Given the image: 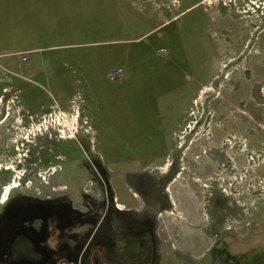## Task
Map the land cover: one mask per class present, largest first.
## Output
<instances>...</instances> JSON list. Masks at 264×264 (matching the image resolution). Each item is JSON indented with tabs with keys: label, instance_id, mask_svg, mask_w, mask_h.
I'll return each instance as SVG.
<instances>
[{
	"label": "rangeland",
	"instance_id": "374dc122",
	"mask_svg": "<svg viewBox=\"0 0 264 264\" xmlns=\"http://www.w3.org/2000/svg\"><path fill=\"white\" fill-rule=\"evenodd\" d=\"M111 196L153 263L264 264V0H0L1 231L98 264Z\"/></svg>",
	"mask_w": 264,
	"mask_h": 264
},
{
	"label": "flooded vegetation",
	"instance_id": "af4514ba",
	"mask_svg": "<svg viewBox=\"0 0 264 264\" xmlns=\"http://www.w3.org/2000/svg\"><path fill=\"white\" fill-rule=\"evenodd\" d=\"M111 199L103 216L93 221L89 246L95 255L108 264H153L155 250L150 231H142L135 223L120 212L118 205ZM58 208H37L7 232L0 228V264H47L52 254L44 248L49 219L52 215L61 218ZM82 221L73 219L72 227ZM44 244V245H42ZM73 248V246H72ZM57 254L67 262H79L77 251L62 244ZM95 254V255H94ZM80 263V262H79Z\"/></svg>",
	"mask_w": 264,
	"mask_h": 264
},
{
	"label": "crops",
	"instance_id": "0c3cea01",
	"mask_svg": "<svg viewBox=\"0 0 264 264\" xmlns=\"http://www.w3.org/2000/svg\"><path fill=\"white\" fill-rule=\"evenodd\" d=\"M54 217L57 218V215H56V216H55V215L50 216L49 219H47V222H48V223L52 222V219H53ZM70 228H72V227H70ZM47 235L50 236V242H48V243H49V246H44V248H45L48 252H50V253L52 254V260H51L49 263H47V264H76V262H72V263H70V262H68V261L66 262V261L64 260V257H63V256L57 254V251H58V248H59L58 245L60 246V244L62 243V241H61V239L59 238L58 234H55L54 231H53V233L51 234L50 231H49V229H48V227H47ZM57 247H58V248H57ZM91 259H92V260H97L98 264H106L105 262L101 261V260H100L98 257H96V256L92 257ZM156 262H157V261H156ZM156 262L153 263V264H156Z\"/></svg>",
	"mask_w": 264,
	"mask_h": 264
},
{
	"label": "bare ground",
	"instance_id": "6f19581e",
	"mask_svg": "<svg viewBox=\"0 0 264 264\" xmlns=\"http://www.w3.org/2000/svg\"><path fill=\"white\" fill-rule=\"evenodd\" d=\"M14 184L15 182L12 181L11 185L9 187L6 188V192H8L9 189H11V187H14ZM119 209H121L119 206H118Z\"/></svg>",
	"mask_w": 264,
	"mask_h": 264
},
{
	"label": "built area",
	"instance_id": "2783aa9c",
	"mask_svg": "<svg viewBox=\"0 0 264 264\" xmlns=\"http://www.w3.org/2000/svg\"><path fill=\"white\" fill-rule=\"evenodd\" d=\"M118 73H113L110 77L112 80H114L117 77Z\"/></svg>",
	"mask_w": 264,
	"mask_h": 264
}]
</instances>
